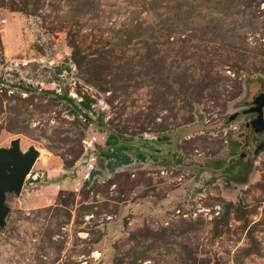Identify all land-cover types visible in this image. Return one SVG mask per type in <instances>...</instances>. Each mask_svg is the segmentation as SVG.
I'll list each match as a JSON object with an SVG mask.
<instances>
[{
	"label": "rangeland",
	"instance_id": "1",
	"mask_svg": "<svg viewBox=\"0 0 264 264\" xmlns=\"http://www.w3.org/2000/svg\"><path fill=\"white\" fill-rule=\"evenodd\" d=\"M259 93L264 0H0V264H264Z\"/></svg>",
	"mask_w": 264,
	"mask_h": 264
},
{
	"label": "water",
	"instance_id": "2",
	"mask_svg": "<svg viewBox=\"0 0 264 264\" xmlns=\"http://www.w3.org/2000/svg\"><path fill=\"white\" fill-rule=\"evenodd\" d=\"M254 107L251 112L256 115L253 118V130L260 133L264 130V94L259 93L253 99ZM231 117L229 120H232ZM39 153L34 148L22 152L19 141L11 142L10 147L0 149V227L4 226V219L8 213L5 205L7 194L20 195L25 179L30 174Z\"/></svg>",
	"mask_w": 264,
	"mask_h": 264
},
{
	"label": "trees",
	"instance_id": "3",
	"mask_svg": "<svg viewBox=\"0 0 264 264\" xmlns=\"http://www.w3.org/2000/svg\"><path fill=\"white\" fill-rule=\"evenodd\" d=\"M117 141L115 136L111 135L109 139L106 141L108 144H112L110 147V151L105 153V156L109 159H115V160H120L122 164H129L131 163V157L124 154L123 151L127 150V146L119 145L116 146L114 143ZM137 157H143L142 155H137Z\"/></svg>",
	"mask_w": 264,
	"mask_h": 264
},
{
	"label": "bare ground",
	"instance_id": "4",
	"mask_svg": "<svg viewBox=\"0 0 264 264\" xmlns=\"http://www.w3.org/2000/svg\"><path fill=\"white\" fill-rule=\"evenodd\" d=\"M39 153V152H38Z\"/></svg>",
	"mask_w": 264,
	"mask_h": 264
}]
</instances>
